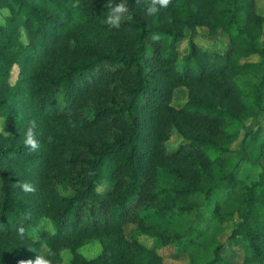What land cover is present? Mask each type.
Returning a JSON list of instances; mask_svg holds the SVG:
<instances>
[{
    "label": "trees",
    "instance_id": "trees-1",
    "mask_svg": "<svg viewBox=\"0 0 264 264\" xmlns=\"http://www.w3.org/2000/svg\"><path fill=\"white\" fill-rule=\"evenodd\" d=\"M151 5L0 0L9 9L0 117L14 130L0 132V264H61L64 248L70 264H175L158 252L168 244L184 264H264V9L257 0H170L149 14ZM203 31L227 44L199 43ZM177 87L186 90L178 105ZM250 117L248 130L232 128ZM33 120L34 151L24 144ZM246 140L261 167L250 183L235 173ZM213 221L219 232L209 234ZM224 230L240 260L223 254ZM93 239L101 252L86 258L79 247Z\"/></svg>",
    "mask_w": 264,
    "mask_h": 264
},
{
    "label": "rangeland",
    "instance_id": "rangeland-1",
    "mask_svg": "<svg viewBox=\"0 0 264 264\" xmlns=\"http://www.w3.org/2000/svg\"><path fill=\"white\" fill-rule=\"evenodd\" d=\"M264 9V0H257V10L259 12H263ZM9 14V9L7 6L0 7V21H4V15ZM203 29V28H202ZM223 37V35H221ZM212 38V36H207L204 31L199 35L197 34V40L199 43L203 44H213V46H220V45H226L227 41L225 38L219 39L218 41H211L207 39ZM261 43L264 44V23L262 26V35H261ZM185 40L181 41L178 44V48L181 50H184L185 48ZM17 69H14L13 74L11 75L12 80L16 77ZM185 88L184 87H177L174 91L173 96V102L174 104L178 105L185 99ZM247 103H249V100L246 99ZM256 117H250L244 121L243 124L241 123H235L232 125V128L239 127L244 132L245 130H248L255 122ZM0 132L3 134H12L14 133L13 128L8 124L4 118L0 117ZM241 137L233 144L234 146L240 145ZM176 142L175 138L172 137L167 141V146L171 148L172 144ZM244 145L247 148L246 156L243 161L239 164L238 168L236 169L235 173L236 176L239 178H242L244 181L250 183L253 180H256L260 177L261 173V167L254 163V158L259 152V148L255 143L248 144V141H244ZM215 172H218L217 166H214ZM61 192H66V189L64 186H60ZM187 220V215L182 214L174 218V225L178 229H182L184 227L185 221ZM41 224L46 225L48 228L52 227L51 222L48 219H43L41 221ZM133 224H127L125 226V233L127 236L130 234V229ZM219 232V229L216 227V222H211V229L208 232L209 234H216ZM136 237L146 243L150 244L151 241L149 238H146L143 234L136 233ZM227 231H223V234L218 236V240L221 242H224L223 247V254L232 259V260H240L242 257V252L239 248L233 247L231 245V241L227 240ZM102 246L99 240L93 239L90 242H87L86 244L79 247V251L86 257V258H92L95 257L97 254L101 252ZM158 252L161 254L164 262L166 263H175V264H184L185 263V255L178 252L177 249L173 244H168L165 246H162L158 249ZM61 255V264H70L71 259V252L68 248H64L60 251ZM17 264H21V262H17Z\"/></svg>",
    "mask_w": 264,
    "mask_h": 264
},
{
    "label": "clouds",
    "instance_id": "clouds-1",
    "mask_svg": "<svg viewBox=\"0 0 264 264\" xmlns=\"http://www.w3.org/2000/svg\"><path fill=\"white\" fill-rule=\"evenodd\" d=\"M170 3V0H152V5L149 7L148 12L149 14H154L155 12L158 11V9L155 7L156 4H159L163 7H167ZM118 11H124L123 6H120ZM119 17L116 18H109V23H118ZM29 127L26 132V137H25V147H28L30 150H37L39 148V142L35 138L36 134L34 132V129L36 127L35 121H29ZM21 189L25 192H33L35 189L34 187L29 184L28 182H23L20 185ZM21 264H51V261L44 259L43 257H37L35 261H21Z\"/></svg>",
    "mask_w": 264,
    "mask_h": 264
}]
</instances>
